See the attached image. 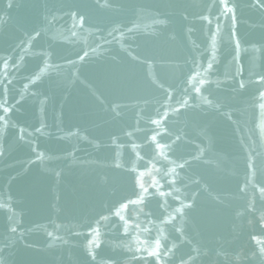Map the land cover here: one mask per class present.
<instances>
[{
    "label": "water",
    "instance_id": "water-1",
    "mask_svg": "<svg viewBox=\"0 0 264 264\" xmlns=\"http://www.w3.org/2000/svg\"><path fill=\"white\" fill-rule=\"evenodd\" d=\"M0 264H264V0H0Z\"/></svg>",
    "mask_w": 264,
    "mask_h": 264
}]
</instances>
